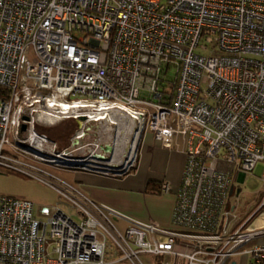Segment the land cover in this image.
<instances>
[{
    "label": "built area",
    "instance_id": "obj_1",
    "mask_svg": "<svg viewBox=\"0 0 264 264\" xmlns=\"http://www.w3.org/2000/svg\"><path fill=\"white\" fill-rule=\"evenodd\" d=\"M65 122L79 128L63 146L43 129ZM105 134L109 161L87 164ZM147 134L156 154L184 158L172 229L129 220L38 167L123 177ZM258 162L264 0H0V167L64 202L42 208L43 221L0 195V264H107L109 242L131 264H264V198L244 221L236 212L238 177Z\"/></svg>",
    "mask_w": 264,
    "mask_h": 264
},
{
    "label": "crops",
    "instance_id": "obj_2",
    "mask_svg": "<svg viewBox=\"0 0 264 264\" xmlns=\"http://www.w3.org/2000/svg\"><path fill=\"white\" fill-rule=\"evenodd\" d=\"M93 128L97 132L107 131V129L103 130L102 126L96 125ZM103 132L101 134H104ZM100 139L101 143H103L104 140L108 139V136L105 134ZM155 162L157 163L155 169L158 172L165 173L166 181L171 188V192L167 195L157 193L160 183L153 176L148 175L146 173L148 171L144 172L145 166L140 164V159L137 168L123 177H112L81 170L69 171L76 172L74 179L76 186L95 203L104 205L129 220L136 222L152 220L159 223L162 228L172 229V214L176 200L175 193L180 184L184 158L178 155L172 158H165L155 154L151 163L154 164ZM148 170H151L150 166ZM148 183H150V188L147 189ZM236 195L239 196L240 191ZM263 198L264 196H262L261 200ZM118 223L122 228H125L123 222L119 221ZM257 243L264 245V238L255 242V244ZM234 258L237 260L232 258L229 264H247L245 256L240 255ZM106 262L107 264H131L115 251L113 257L106 253Z\"/></svg>",
    "mask_w": 264,
    "mask_h": 264
},
{
    "label": "rangeland",
    "instance_id": "obj_3",
    "mask_svg": "<svg viewBox=\"0 0 264 264\" xmlns=\"http://www.w3.org/2000/svg\"><path fill=\"white\" fill-rule=\"evenodd\" d=\"M78 125L74 122H65L58 123L56 126L44 128V133L51 136V138L55 139L58 144L66 146L68 139H70L75 132L78 130ZM119 129H124L123 126H119ZM115 129H108L107 133L114 134ZM116 132V130H115ZM123 131H121V134ZM111 136H109L110 138ZM106 139L103 142L108 144L110 143V139ZM93 139V138H91ZM90 138H86V142L91 141ZM153 146L152 139L150 134L145 135L144 141L142 142L140 151H139V159L140 164L144 165V172L148 171V167H151L154 173L150 175L157 177L156 173L158 172L157 163H151V160L155 156L156 152L152 151L151 148ZM5 149H7L5 147ZM121 149L119 150V154ZM117 154L116 156H119ZM159 156H163L165 158L169 157L167 152L158 153ZM171 156L169 158H172ZM30 161V160H26ZM45 172H47L51 176H55L59 179L64 180L70 184H75V171H69L65 169H57L51 166L42 165L38 166ZM154 167V168H152ZM264 169V163L258 162L255 168L245 176V180L242 184L239 185L240 195H239V204L236 210L237 214L240 217V220L244 221L247 217H249L252 212H254L257 208L258 203L260 202L262 196H264V183L261 181V175ZM149 175V172H146ZM48 176L46 174H43ZM49 177V176H48ZM0 195L5 196H13L21 200L28 201L33 205V214L35 218L38 220H45L39 212L44 207H51L56 204L62 203V198L59 194L49 185H47L43 180H38L31 176L18 173L11 169L0 167ZM64 203V202H63ZM69 212V211H68ZM78 220V218H76ZM148 221V220H147ZM146 221V222H147ZM122 223V222H121ZM115 225L122 228L118 222H115ZM126 226L127 224L124 223ZM109 247L107 249V254L110 257L114 256L115 248L109 242ZM141 259L147 262L148 258L146 255H141ZM233 260H237L233 258Z\"/></svg>",
    "mask_w": 264,
    "mask_h": 264
},
{
    "label": "water",
    "instance_id": "obj_4",
    "mask_svg": "<svg viewBox=\"0 0 264 264\" xmlns=\"http://www.w3.org/2000/svg\"><path fill=\"white\" fill-rule=\"evenodd\" d=\"M25 130V126H22V131ZM99 153H96L92 156V160H88L87 164H100V163H107L109 161V157H111V154L113 153V146L111 143H103L98 145ZM89 166V165H87ZM244 175H239L238 182L239 184L243 183ZM240 189H237L236 193L238 194ZM235 264V263H232Z\"/></svg>",
    "mask_w": 264,
    "mask_h": 264
},
{
    "label": "bare ground",
    "instance_id": "obj_5",
    "mask_svg": "<svg viewBox=\"0 0 264 264\" xmlns=\"http://www.w3.org/2000/svg\"><path fill=\"white\" fill-rule=\"evenodd\" d=\"M84 162H81L80 164H83ZM73 164H79V163H73ZM257 222H260L261 223V220L257 221Z\"/></svg>",
    "mask_w": 264,
    "mask_h": 264
},
{
    "label": "trees",
    "instance_id": "obj_6",
    "mask_svg": "<svg viewBox=\"0 0 264 264\" xmlns=\"http://www.w3.org/2000/svg\"><path fill=\"white\" fill-rule=\"evenodd\" d=\"M150 188V183L147 184V189Z\"/></svg>",
    "mask_w": 264,
    "mask_h": 264
},
{
    "label": "flooded vegetation",
    "instance_id": "obj_7",
    "mask_svg": "<svg viewBox=\"0 0 264 264\" xmlns=\"http://www.w3.org/2000/svg\"><path fill=\"white\" fill-rule=\"evenodd\" d=\"M134 170H135V169H134ZM134 170H133V171H134Z\"/></svg>",
    "mask_w": 264,
    "mask_h": 264
}]
</instances>
